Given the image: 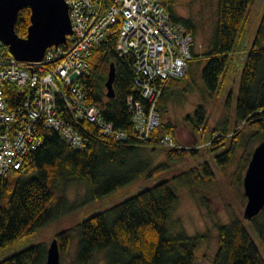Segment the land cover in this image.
I'll return each mask as SVG.
<instances>
[{
  "label": "trees",
  "instance_id": "16d2710c",
  "mask_svg": "<svg viewBox=\"0 0 264 264\" xmlns=\"http://www.w3.org/2000/svg\"><path fill=\"white\" fill-rule=\"evenodd\" d=\"M168 3L162 0L170 20L183 24L193 36V27L186 20L174 18ZM248 3L249 0H217L216 19L207 48L199 55L192 53L191 61L196 58L203 62L201 79L210 94L220 87L227 72L229 54L241 31ZM110 4L111 0H103L104 8ZM28 25L29 8L25 7L18 12L15 33L25 37ZM115 37V33L109 32L93 47L89 73L81 79V84L86 102L98 107L101 116L115 129L124 130L130 136L126 141L108 139L95 125L84 121L75 124L62 112L64 119L85 139L84 148L75 150L57 133L39 127L41 146L24 157L18 170H8L0 176V248L73 212L75 205L68 203L64 194H59L70 183L83 184L91 199L97 200L134 181L165 172V165H152L144 156L147 148L161 149L169 160L182 161L199 149L210 152L226 147L213 157L217 166H224L231 160L235 148L245 141L248 132L251 133L248 138L264 139V10L241 66L234 126L231 131L228 125L211 127L205 148L159 146L157 141L165 134H170L177 142L175 124L162 118L148 140L141 141L133 136L127 102L140 97L131 84L130 61L117 56ZM2 50L8 53L4 47ZM111 62L115 67L114 97L107 98L104 82ZM187 75L188 68L182 78L167 82L184 85ZM2 90L8 108L24 97L13 85H4ZM195 113L193 128L198 130L199 125H203L204 129L207 115L202 104ZM216 131L220 135L212 139ZM203 166L207 168L206 163ZM174 179H160L151 187L80 220L74 228L76 264H88L96 253L104 255L106 264H195L196 237L184 232L171 235L167 227L177 202L172 185ZM263 212L264 208L258 215ZM258 215L250 220L251 232L238 219L218 226L212 264H264L257 246L264 244V218L258 222ZM55 238L59 253H65L70 243V230L59 231ZM45 251L42 244L32 245L0 260V264H44Z\"/></svg>",
  "mask_w": 264,
  "mask_h": 264
},
{
  "label": "built area",
  "instance_id": "2783aa9c",
  "mask_svg": "<svg viewBox=\"0 0 264 264\" xmlns=\"http://www.w3.org/2000/svg\"><path fill=\"white\" fill-rule=\"evenodd\" d=\"M71 33L64 44L48 47L38 62H20L0 46V176L18 170L24 157L42 144L39 127L51 130L75 150L85 139L67 122L95 125L104 137L126 141L130 134L115 129L98 107L86 102L81 79L89 73L93 47L109 33H115V50L130 61L132 86L139 100H129L133 136L148 140L160 125L157 103L166 82L182 78L191 60L193 38L181 23L170 20L162 0H64ZM117 25L116 27H114ZM23 92V99L8 108L2 94L4 85ZM220 133H215L214 137ZM166 148H181L171 135L157 141Z\"/></svg>",
  "mask_w": 264,
  "mask_h": 264
},
{
  "label": "rangeland",
  "instance_id": "374dc122",
  "mask_svg": "<svg viewBox=\"0 0 264 264\" xmlns=\"http://www.w3.org/2000/svg\"><path fill=\"white\" fill-rule=\"evenodd\" d=\"M173 17L186 20L193 27L194 48L204 49L209 42L216 19L217 0H168ZM264 10V0H249L241 31L235 41V55L228 60L227 72L222 77L220 87L211 94L204 87L201 79L203 63L195 61L185 85L170 90L166 101L170 102L169 110L164 112L167 120L176 126V140L184 146L205 148L210 138L211 127L219 124L234 126V111L238 92L241 66L245 57L243 52L248 49ZM188 89L184 91L183 89ZM190 91V92H189ZM171 92L172 95L170 94ZM179 92L178 95H175ZM204 107L207 125H199V131L193 128L198 105ZM245 136V141L235 148L228 164L217 166L214 156L226 147L207 152L199 149L187 155L182 161L169 160L161 149L147 148L144 156L152 165L163 164L166 171L158 176L134 181L124 187L111 191L100 199L93 200L83 184L70 183L59 194H64L68 203L76 209L59 221L48 224L36 232L12 241L0 248V260L23 250L29 246L42 244L46 248L56 233L70 230V243L67 251L60 254L59 264H76V224L91 214L106 210L116 203L131 197L143 189L151 187L160 179L174 177L172 182L177 202L174 205L167 227L169 233L175 235L184 232L187 236L196 237L195 264H212L217 249L218 226L227 224L233 219L243 221L251 232L250 220L242 217L246 202L242 189V178L254 147L260 141L256 136ZM206 163V169L203 166ZM208 169V170H207ZM264 218V212L256 220ZM256 239V238H255ZM264 259V244L258 243ZM88 264H106L104 255L96 253Z\"/></svg>",
  "mask_w": 264,
  "mask_h": 264
},
{
  "label": "water",
  "instance_id": "95a60500",
  "mask_svg": "<svg viewBox=\"0 0 264 264\" xmlns=\"http://www.w3.org/2000/svg\"><path fill=\"white\" fill-rule=\"evenodd\" d=\"M29 8V25L25 37L18 36L14 24L20 9ZM71 33L67 4L64 0H0V46L20 62H38L44 51L64 44ZM114 63L108 65L104 82L105 96L114 97ZM246 202L242 217L251 220L264 208V139L251 152L243 178ZM57 240L53 238L45 251L44 264H59Z\"/></svg>",
  "mask_w": 264,
  "mask_h": 264
},
{
  "label": "crops",
  "instance_id": "0c3cea01",
  "mask_svg": "<svg viewBox=\"0 0 264 264\" xmlns=\"http://www.w3.org/2000/svg\"><path fill=\"white\" fill-rule=\"evenodd\" d=\"M194 43H193V47H192V53H193V55H199V54H201L202 52H204L205 50H206V48L207 47H205L203 50L202 49H198V46H197V48H194ZM207 46V45H206ZM235 49H233V51H234ZM233 51H231V52H233ZM235 55V54H234ZM234 55H232L233 57H234ZM229 58L230 59H233V58H231V55H229ZM195 61H197V62H199V64L202 62L200 59L199 60H197L196 58H195V60H192V61H190V63H189V67H188V75H189V72H190V70H191V64L192 63H194ZM203 63V62H202ZM202 69V68H201ZM187 75V76H188ZM187 79V78H186ZM185 85V84H184ZM182 83H177V82H167V84H166V87H165V90L163 91V93H162V96H161V98L159 99V101H158V104H157V109H158V111H159V113H160V116H161V118H162V120H167V118L168 117H165V113L164 112H166V111H168L169 110V106L172 104L171 103V101L170 102H168V101H166V98H167V96H168V94H169V92H170V90H173L175 87H179V86H184ZM188 89H190V88H187V89H183L184 91H187L188 92ZM190 92V91H189ZM172 93L174 94V92H171L170 94L172 95ZM179 94V92H177L175 95H178ZM171 103V104H170ZM167 113V112H166ZM168 114V113H167ZM168 121V120H167Z\"/></svg>",
  "mask_w": 264,
  "mask_h": 264
}]
</instances>
